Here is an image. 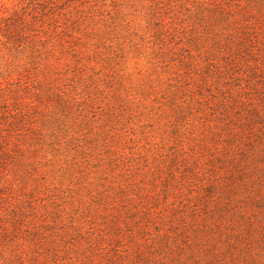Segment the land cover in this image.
I'll list each match as a JSON object with an SVG mask.
<instances>
[{"label":"rangeland","instance_id":"374dc122","mask_svg":"<svg viewBox=\"0 0 264 264\" xmlns=\"http://www.w3.org/2000/svg\"><path fill=\"white\" fill-rule=\"evenodd\" d=\"M50 2L0 46V264H130L143 213L166 264H264V0Z\"/></svg>","mask_w":264,"mask_h":264},{"label":"trees","instance_id":"16d2710c","mask_svg":"<svg viewBox=\"0 0 264 264\" xmlns=\"http://www.w3.org/2000/svg\"><path fill=\"white\" fill-rule=\"evenodd\" d=\"M51 0H17L16 5L9 8L0 2V46L8 50H18L29 48L30 50L37 51L35 45L40 42V34L43 33L40 29L42 21L40 16L42 10L47 8V3ZM58 1V0H57ZM70 1V0H66ZM45 33L42 34L44 36ZM46 35V34H45ZM47 38H53L51 34ZM0 136L1 133H0ZM1 154V153H0ZM1 156V155H0ZM149 214V213H148ZM148 214L143 213L140 216H133L130 221V225H133L135 231L132 228L129 230V238L132 240L134 247L130 248L133 251L134 261L130 264H166V257L170 255V260L177 262L178 258L171 256L172 254V243L174 238L168 233H159L156 237H152L149 232ZM127 226V222H124ZM116 231L119 227L116 226ZM144 235L149 236L145 243H140L136 238L142 239ZM147 240H150L147 242ZM118 243V239H115ZM186 242V241H185ZM124 258L127 255V250H124ZM84 255L83 260L81 259L77 264L89 263V254ZM161 255L164 258L157 260V257ZM156 256V257H154ZM155 258V259H154ZM179 263V262H177Z\"/></svg>","mask_w":264,"mask_h":264}]
</instances>
